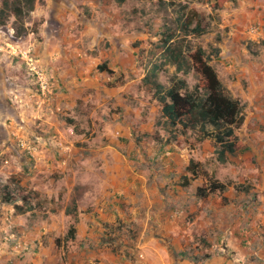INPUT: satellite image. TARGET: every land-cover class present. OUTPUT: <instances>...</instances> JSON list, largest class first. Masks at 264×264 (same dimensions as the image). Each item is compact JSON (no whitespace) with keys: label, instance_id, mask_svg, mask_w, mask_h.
Listing matches in <instances>:
<instances>
[{"label":"crops","instance_id":"obj_1","mask_svg":"<svg viewBox=\"0 0 264 264\" xmlns=\"http://www.w3.org/2000/svg\"><path fill=\"white\" fill-rule=\"evenodd\" d=\"M259 1L254 3L263 9V14L264 3ZM58 3L57 11L52 9L44 16L37 33L16 39L8 29L10 34L5 35L21 47H32L50 73L53 96L44 111H39L32 99L36 87L25 64L0 55V117H5L6 108L18 109V127L7 124L5 131L11 137L10 148L22 162V171L16 173L26 176L19 185L41 198L45 193L53 194L55 187H63L67 201H72L63 214L66 219L74 218L71 226L76 228L75 239L68 243L78 246L80 257L88 252L93 259L90 264H118L120 257L115 255L120 256V249L113 253L112 246L103 240L118 236L116 231L109 235V228L121 222L136 234L132 238L121 230L122 235L115 240L127 239L146 255H160L165 250L177 264H264V251L242 249L241 245L243 240H249L247 245L255 244L260 237L264 240V166L257 163L255 154H250L241 160L249 170L238 178L240 172H235L233 159L247 146L241 134L244 147L224 165L216 160L210 139L196 138V146L190 147L187 143L193 135L178 140L170 135L154 138L164 124H158L161 108L145 90L146 71L131 80V72L135 73L132 58L124 53L123 45L120 50L113 48L112 26L118 27L123 18L103 9L107 19L114 15L113 21L97 20L101 1H84L83 6L92 14H86L78 0ZM261 19L264 24V15ZM3 30L7 27H0V32ZM97 33L110 37L99 40ZM248 35L256 37L258 33ZM105 39L110 47L94 53ZM104 63L113 74L99 69ZM219 77L221 80L220 74ZM251 86L255 87L254 83ZM145 96L156 108L147 106ZM2 131L0 126V134ZM256 143L251 140L252 150ZM179 144L183 147L180 153ZM209 157L221 166L219 173L201 172ZM191 162L199 164L197 177L187 171ZM213 176L228 188L199 199L197 189ZM233 178L234 182L230 180ZM185 180L187 186L183 185ZM240 185L248 190L237 189ZM255 194L259 195L257 201L251 199ZM0 202L3 207H14L2 203L1 196ZM74 207L75 211L69 212ZM33 213L35 206L19 216ZM160 238L174 240L171 246L175 254L157 244ZM220 239L229 240L233 246L214 255ZM86 242H94L95 247H85ZM189 252L193 261L183 259ZM43 254L38 256L42 258ZM0 264H7L5 256L0 255Z\"/></svg>","mask_w":264,"mask_h":264},{"label":"rangeland","instance_id":"obj_2","mask_svg":"<svg viewBox=\"0 0 264 264\" xmlns=\"http://www.w3.org/2000/svg\"><path fill=\"white\" fill-rule=\"evenodd\" d=\"M43 1L44 3L38 4L35 11L31 14L27 23L29 29L39 30L41 25L44 24V16L50 14L52 9L57 11V4H59L58 2L60 0H49L50 6L47 5V0ZM78 1L86 14H92L87 6H83L85 0ZM96 1L98 3L101 1L99 3L100 7H98V16L100 18L97 20H107L111 23L114 15L117 14H120L119 16L123 18V22L118 27L112 26L114 36L112 44L113 48L118 50L123 45L124 53H128V56L132 58L131 64L135 68V73L131 72V80L137 78L138 74L140 77L142 74H145V71L149 70L158 59V55L154 56V49L155 45L161 39L164 24L168 20L176 18L177 10L181 5L183 6L185 4L182 0H127L124 6L118 7L115 0ZM257 1L259 0H220L219 4L221 9L218 12H214L211 4L205 3V0L189 3V10L198 12L202 16L203 25L208 29L207 33L200 38L189 37L188 40L190 41L191 47L190 55L195 54L197 49L202 47L208 56H212L211 65L219 72L226 92L233 98L239 100L244 107L245 123L238 130V133L246 141L247 146L233 159L234 168L237 169L235 172H240L238 178L244 174L243 172L249 170L248 166L243 164L244 162L241 160L250 156V154H255L254 156L257 159L259 158L257 163L261 162L264 166V156H262L264 154V86H262L264 85V24H261L263 20L261 18L264 13L262 14L263 9L257 7L258 5L254 3H257ZM163 2L170 4L167 6V10L162 7ZM259 2L262 4L264 0ZM103 9H106L108 12L111 10L114 15L107 19ZM13 22L14 18L8 23L7 30L0 32V36L3 37L6 34L8 36L10 34L8 29L14 32L12 28ZM239 29L242 30V33H239ZM248 33H258L259 37L258 35L256 37H250ZM97 36L99 40L103 39L104 36H106V39L110 37V35H106L105 33H97ZM106 39L101 43L100 48L95 47L96 50L94 53L98 54L103 49L110 47V43ZM0 41H2V38ZM126 44H128V48ZM213 48H220L221 54L219 57H214ZM241 61L243 65L240 63ZM137 68L139 69L137 70ZM20 69L23 70L25 68L23 66L21 68L20 66ZM174 72L175 68L171 66H166L161 70V81L166 86H170V78ZM251 75L252 83H254L255 87L251 86ZM183 77L187 79L191 86L200 83L201 80V76L194 72ZM145 98L149 108H156L154 104L149 105L146 96ZM6 109L5 117H0V126L4 130L2 131L4 133L0 134V169L5 172L0 174V196H13V198L18 200V194L23 190L26 192L24 194L25 196L36 197L34 198V205L31 203L32 206H35L36 213H33V215L19 216L20 212L16 209V206H23V202L20 200L17 201L16 205H13L14 207H3L0 205V255L6 257L7 264H90V260L93 259L88 252L83 257H80L78 255V246L73 242L66 243L62 239L67 234L74 219L70 217L66 219V216L63 214L67 204L69 203L68 206L72 204L71 200L69 202L67 201V194L63 193V187L57 186L53 194L45 193L43 194L44 198H41L40 196H35L33 191L27 192L25 186L22 187V185H19L23 181H26V176L25 174L20 176L16 173L22 171V162L17 152L13 148H10L9 139L11 137L8 131H5L7 124L8 126L18 127L17 125L19 124L15 119L18 109ZM21 122L24 123V121ZM162 127L159 132L153 135L154 138L156 136L169 138L168 130H166L164 125ZM15 136L13 134L12 138L14 139ZM170 138L173 139L172 137ZM196 138V136H193L187 143L190 144L188 146H196ZM251 140L252 142L257 141L253 147L255 150H252ZM147 142L152 146L149 141ZM180 142V144L186 143L185 141ZM180 144L177 150L179 153L183 149ZM159 154L161 155L162 153H157V155ZM14 155L15 157H13ZM220 168L221 166L216 165L213 158L209 157L205 161V166L201 172H206L208 175L212 171L219 173ZM21 174L23 173L21 172ZM213 177L208 178V182L210 180L217 181L215 176ZM227 178L231 177L228 175ZM54 179L58 181L57 177H54ZM230 180L234 182V178ZM239 181L240 179L237 180V182ZM227 182L229 181H225V183ZM48 190L51 189L48 188ZM251 199L257 201L259 195L255 194ZM35 215L39 217H33ZM124 225L122 222L121 224H113L109 229L115 230L118 232V236H120L122 235L121 230H124ZM116 235L113 238H117L118 236ZM261 238L254 241L255 244L252 242V245L246 244L249 240H243L241 243L242 249L264 251V240ZM57 239H61V241L57 243ZM146 240H148V237ZM157 244L168 247V251L171 254H175L171 246L174 244L173 239L160 238ZM88 246L95 247V243L86 242L85 247ZM111 246L112 251L114 250L113 252L120 249V256L115 255L116 257H120L117 260L118 264H125V262L127 264H177L167 251L162 250V254L160 255L156 252L146 255L137 246L135 248V245L128 242L127 239L125 241L124 239L115 241ZM232 246L229 240L220 239L214 247L212 254H220V249L225 250L226 248L228 250ZM3 252H5L4 256L2 255ZM44 252L46 254H43ZM123 253L124 258L121 257ZM40 254H43L42 258L38 256ZM187 254L183 259L193 261L194 256L190 252ZM97 260L98 263L101 262L99 259Z\"/></svg>","mask_w":264,"mask_h":264},{"label":"trees","instance_id":"obj_3","mask_svg":"<svg viewBox=\"0 0 264 264\" xmlns=\"http://www.w3.org/2000/svg\"><path fill=\"white\" fill-rule=\"evenodd\" d=\"M182 1L185 4L177 10V17L164 24L161 39L154 49V56L158 55V59L146 71L143 84L146 92L161 108L158 124H164L170 137L178 140L182 136L193 135L199 141L212 140L216 160L224 165L229 162L231 156H235L244 147L238 133L245 123L244 107L239 100L226 92L217 70L211 65L212 56H208L202 47H199L195 54L190 55L189 37L200 38L207 33L208 29L202 23V16L196 11L189 10V3L199 0ZM126 2L127 0H116L119 6H123ZM0 3V27H7L10 20L14 18L12 24L14 38L21 39L30 33L38 32L37 29H29L27 23L36 6L44 3L43 0H0ZM205 3L211 4L214 12L221 9L220 0H205ZM169 5L163 2L162 7L167 10ZM212 51L214 57L220 56V48H213ZM166 66L175 68L170 78V86H166L160 77L161 70ZM99 69L109 74L114 73L107 68L106 63L99 66ZM192 72L201 76L200 83L194 86H191L183 77ZM198 167L199 164L191 162L187 171L197 177L200 174ZM212 181H206L197 189L196 196L199 199H205L217 192H224L228 188V184ZM183 185L187 186L186 180ZM237 189L248 190V187L240 185ZM25 193L22 190L18 194V200L23 202V206H16L20 213L30 211L33 207L31 203L36 198L25 196ZM33 194L38 196L36 193ZM18 200L13 196L1 197L4 204L16 205ZM72 211H75V207L69 209V212L72 213ZM123 228L128 236L132 238L135 236L136 230L127 225ZM109 233L112 235L116 232L110 230ZM75 234L76 228L73 225L64 238L66 243L74 240ZM103 241L112 245L116 240L111 236L104 238ZM113 253L116 254V251Z\"/></svg>","mask_w":264,"mask_h":264},{"label":"built area","instance_id":"obj_4","mask_svg":"<svg viewBox=\"0 0 264 264\" xmlns=\"http://www.w3.org/2000/svg\"><path fill=\"white\" fill-rule=\"evenodd\" d=\"M0 55L21 60L32 77L36 87L33 94L35 106L43 111L51 102L53 96L52 77L43 62L36 56L32 47H21L7 36L0 37Z\"/></svg>","mask_w":264,"mask_h":264}]
</instances>
